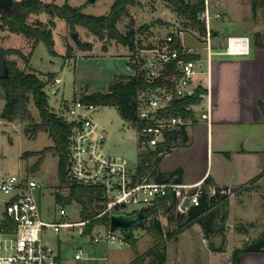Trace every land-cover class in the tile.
Wrapping results in <instances>:
<instances>
[{
  "label": "rangeland",
  "instance_id": "rangeland-1",
  "mask_svg": "<svg viewBox=\"0 0 264 264\" xmlns=\"http://www.w3.org/2000/svg\"><path fill=\"white\" fill-rule=\"evenodd\" d=\"M55 1L59 4L68 1L73 5L84 4L83 10L93 14H105L110 8L113 0H45ZM209 6L216 8L215 3L219 2L217 9L221 16L213 17L212 26L219 30V36L227 40V35L246 33L250 39L264 40V0H208ZM38 19L49 20L50 15L46 12L41 14H31L29 20L36 22ZM164 20L163 23L161 20ZM56 25L53 27L54 48L57 53L52 52L45 41L40 40L36 43L33 52L30 50L33 46V38L25 34L15 32L8 26H0V43L7 49H21L29 55L26 60L16 51H7L6 57L10 60H16L17 64L26 69L36 71L45 80V89L48 92L49 103L53 110L59 113H65L68 116L66 108L72 101L83 94H92L94 92H106L110 83L120 74L129 75L133 73V67L129 63L127 55L130 54L129 45L118 41L115 38L106 36L104 38L91 33L88 28L82 24H75V28L61 17H55ZM184 16L177 13L165 0H136L129 7V12L124 14L118 22L121 31L127 32L133 25L134 27L145 26L143 36L145 42H151L152 39L166 34L179 24L184 23ZM1 21V20H0ZM134 21V23L132 22ZM187 33L184 35V42L191 46L193 51L200 54L199 66L200 72L195 76L206 77V71L209 68V49L205 37L197 27L188 25ZM78 31V39L72 36V31ZM229 34V35H230ZM90 44V48H81L78 41ZM218 39L211 35L210 44L214 51L225 49L226 45L218 44ZM71 45L70 53H67V46ZM109 48V49H108ZM107 50V51H106ZM212 56H219L212 54ZM118 72V73H117ZM122 72V73H121ZM120 73V74H119ZM61 77L60 82H54V77ZM56 91V92H55ZM5 102V98L0 99V109ZM29 108L32 113V119L22 120L16 118L12 121L3 118L0 114V175L9 176L17 174L20 177H35L41 185L39 199L46 219H58L59 209L62 205L56 202V192L67 193V186L62 183L59 177L58 155L55 149H52L53 139L45 130H40L34 137L31 131H26V126L32 128L33 121L40 120L39 108L30 98ZM198 110V109H197ZM200 113V111H197ZM93 118L104 126L106 133L104 150L109 153L125 156L131 166L138 162V139L135 125L132 121L124 119L117 106L109 104H98ZM32 136V137H31ZM49 145L46 149L44 160L41 165L34 169V163L39 158V154L23 157L26 150H39ZM233 195L242 206L247 207V200H256L261 194L259 186L254 182L240 186L227 191ZM10 194L0 189V225L6 217L5 202ZM233 199V198H232ZM159 200L144 209H150L156 206ZM106 206L105 201L98 202V205ZM219 208L217 224L227 226L234 218V209L231 208L229 221L220 220L222 214L227 213L230 208L229 198ZM66 206L67 214L71 219L76 220L81 217V205L78 202H71ZM252 207V206H251ZM138 211L143 210L138 205H124L122 210ZM148 209V211H149ZM147 211V210H146ZM148 211L146 213H148ZM182 209L177 206L172 211L160 209L156 213L145 215L144 222L146 226L135 225L132 228L135 237L137 249L124 238V233L117 229L116 232L121 240L99 242L92 241L87 235H78L76 232L67 233L64 229L59 232L48 228L44 240L52 245L60 256V264H160L156 260L155 253L152 251L156 240L153 229L151 228L152 219L158 218L163 223L165 232L173 231L180 226H184L186 215ZM244 212V210H239ZM144 212V211H143ZM134 213V212H131ZM145 214V212H144ZM260 214V213H259ZM263 215H258L257 219L236 221L237 226L242 229H248L241 238L236 233L235 239L242 246L249 244L264 234ZM261 219V220H260ZM97 224V223H96ZM106 225V222H99L98 227ZM199 228V224H196ZM197 227L187 228L172 237H166V260L161 264H230L232 263L233 237L227 243L226 251L214 254L209 250L208 243L211 245L221 244L220 234L213 233L212 236L205 237V233ZM150 228V229H149ZM241 229V230H242ZM239 230L241 233L244 231ZM72 234V235H71ZM227 234V233H226ZM240 237V238H239ZM239 238V240H238ZM208 242V243H207ZM82 247L81 257L76 258L75 253ZM221 261L216 263L215 260ZM230 261V262H229ZM233 264V263H232Z\"/></svg>",
  "mask_w": 264,
  "mask_h": 264
},
{
  "label": "built area",
  "instance_id": "built-area-1",
  "mask_svg": "<svg viewBox=\"0 0 264 264\" xmlns=\"http://www.w3.org/2000/svg\"><path fill=\"white\" fill-rule=\"evenodd\" d=\"M219 16L220 10L210 7L208 0H205L200 18L207 25L204 37L209 42L207 47L210 54L249 52L251 39L247 34H230L227 36L225 49H212L211 21L213 17ZM186 33L187 28L180 25L151 42H145L143 31L138 26L135 27L134 46L128 56L134 69L131 75L136 80L133 123L138 139V162L135 166L129 164L127 157L104 150V127L93 118L98 104L85 101L79 96L66 108L68 116L65 118L71 123L68 176L82 184L102 185L105 188L106 206L94 217L108 211L122 210L124 205L147 208L167 195L170 189L179 196L178 206L181 208L186 197H190L189 205H196L204 192L227 191L224 186L206 180L183 184L158 181L151 179L149 174L140 176L138 173L141 156L147 148L156 150L157 155L163 156L174 143L173 139L169 145L160 147L166 143L168 133L176 132L198 117L205 121L211 119L213 104L206 92L202 93L198 101H190L181 108H172L176 101L194 96L197 87L202 84L200 77L194 79L202 64L198 61L199 57L187 56L196 52L184 42ZM175 39L181 45H175ZM60 81L61 77L55 76L53 83ZM157 81L160 83L153 85ZM62 114L65 116V113ZM0 189L10 194L5 202L6 217L0 225V264H60L58 252L44 240L48 228L56 232L64 229L69 234L76 232L78 235H87L96 242L121 240L116 230L111 229L108 224L98 227L97 223L90 227L89 223L94 217L71 219L64 205L59 209L58 219H46L39 199L38 190L41 185L35 177L0 175ZM82 253L83 248L80 247L75 257H81Z\"/></svg>",
  "mask_w": 264,
  "mask_h": 264
},
{
  "label": "trees",
  "instance_id": "trees-1",
  "mask_svg": "<svg viewBox=\"0 0 264 264\" xmlns=\"http://www.w3.org/2000/svg\"><path fill=\"white\" fill-rule=\"evenodd\" d=\"M169 6H171L177 13L184 16V23L178 26L192 25L197 27L201 34L205 35L207 31L206 23L200 18V13L205 8V0H165ZM136 0H113L110 10L105 14H93L83 10L84 4L73 5L68 1H64L59 4L55 1L45 0H17L9 11L0 10V26H8L15 32L25 34L27 37L33 38V46L30 50V54L33 52L36 43L43 40L48 45L49 49L57 53L54 48V36L53 27L56 25L55 17H61L71 26L75 28V24H82L88 28L91 33L98 35L101 38L107 35L111 38H115L124 44H127L132 48L134 46V34L135 27L132 25L127 32H123L118 27V22L124 14L129 12V7L134 4ZM46 12L50 15L49 20L38 19L36 22H31L29 17L31 14H41ZM134 23V21H132ZM145 29V26H141L140 30ZM214 32V30H213ZM257 43L264 44V40L255 39ZM81 48H90V44H85L81 40L78 41ZM175 45H181L178 39L174 41ZM72 49L71 45L67 46V53H70ZM16 51L21 56L29 60V55L25 54L21 49H7V51ZM188 57L197 58V53H189ZM9 66L11 68V76L3 78L0 77V98H5V104L1 111V116L7 120H14L21 118L22 120L32 119V113L29 108V100L32 98L34 103L39 108L40 120L33 121L32 128L27 125L26 131H31L35 137L40 130H45L49 133L53 139L52 149H55V153L58 155V168L59 177L62 183L67 188V193L60 191L56 192V202L60 205H66L71 202H78L81 205L80 215L82 218H92L99 214L104 206L98 205L99 200L104 201L105 188L102 185L95 184H82L68 176V149H69V135L71 132V123L64 117V114L53 110L49 103L48 92L45 89L46 82L39 73L33 70H26L17 64L16 60H10L7 58ZM160 81L153 83L158 85ZM145 84V82H143ZM136 88V80L132 75L120 74L114 78L110 83L109 89L106 92H94L92 94H83L82 98L88 102H94L96 104H109L115 105L119 109L121 116L129 121H135V104L134 93ZM207 89L199 84L194 96L183 98L176 101L173 109L176 107H182L190 101H198L201 98L202 93H205ZM259 105L264 110V101L259 100ZM182 129L177 132L168 133L167 141L163 145H169L173 138L178 135V132L182 133ZM32 137V136H31ZM49 145L39 150H26L22 155L27 157L33 154H39V158L34 163V169L38 168L45 157L46 149ZM162 156L157 155L156 150L147 148L142 156L139 164L138 173L140 176L146 174L155 173ZM211 182V181H209ZM227 189V186H224ZM221 188V187H219ZM228 192H221L220 190L215 193L204 192L200 196V201L196 205H192L185 213L187 219L186 222L199 221L205 233V237L212 236L218 229H224V226L217 224V216L219 208L228 200ZM179 196L172 189L168 194L160 198L159 203L152 208L143 209L145 215L156 213L160 209L166 211H172L178 206ZM148 213H146L147 211ZM226 213L222 214L220 220H225ZM144 220V219H143ZM106 222L110 226V212H105L100 216L91 219L90 227L99 222ZM186 223V224H187ZM144 227L146 223L143 224ZM184 226L180 228L165 232L161 221L158 218L152 219L151 228L154 232L155 244L152 247V251L155 253L158 263H163L166 260V237H172L179 233ZM148 228V227H147ZM150 229V228H149ZM206 237V238H207ZM124 238L137 249L135 237L132 230L129 235L124 234ZM222 243L218 248H221ZM260 251L264 250V234L257 239L251 241L249 244L242 247H236L232 252L233 264H239L241 255L244 251Z\"/></svg>",
  "mask_w": 264,
  "mask_h": 264
},
{
  "label": "crops",
  "instance_id": "crops-1",
  "mask_svg": "<svg viewBox=\"0 0 264 264\" xmlns=\"http://www.w3.org/2000/svg\"><path fill=\"white\" fill-rule=\"evenodd\" d=\"M218 4L214 6L217 8ZM212 27L218 44L226 45L227 40L221 39L219 30ZM209 55L206 77L200 78L212 100L211 119L205 121L198 117L184 126L182 133L178 132L173 138L172 148L162 156L155 173H150L149 177L183 184L206 180L227 186L229 192L250 182L259 186L261 194L256 200H247V207L229 193L230 208H227L226 218L228 221L231 219V208L235 212L234 218L231 223L227 222L223 230L215 231L221 235L224 244L218 248L222 243L210 246L207 242L209 250L217 254L226 251L232 237V252L236 247H242L235 235L237 233L243 238L249 230L237 226L236 221L246 219L251 222L261 214L264 222V110L259 105V100L264 101V44L251 38L249 52H209ZM192 226L203 230L199 221H190L181 231L186 233L187 228ZM220 261L215 260L216 263ZM239 264H264V250L244 251Z\"/></svg>",
  "mask_w": 264,
  "mask_h": 264
},
{
  "label": "water",
  "instance_id": "water-1",
  "mask_svg": "<svg viewBox=\"0 0 264 264\" xmlns=\"http://www.w3.org/2000/svg\"><path fill=\"white\" fill-rule=\"evenodd\" d=\"M17 0H0V10L9 11ZM163 23V19L161 20ZM72 36L77 40L78 31H72ZM7 48L0 43V77L6 78L11 76V68L7 61ZM56 92V91H55ZM190 204V197H186L182 203V208L186 209ZM144 212L138 210L134 213L128 210H113L110 212V227L113 230L120 229L125 235H129L133 226L144 224Z\"/></svg>",
  "mask_w": 264,
  "mask_h": 264
}]
</instances>
